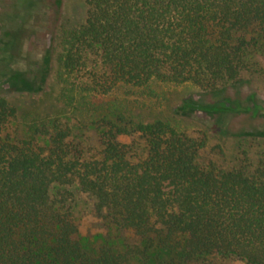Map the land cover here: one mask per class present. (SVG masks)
Segmentation results:
<instances>
[{
  "label": "trees",
  "instance_id": "1",
  "mask_svg": "<svg viewBox=\"0 0 264 264\" xmlns=\"http://www.w3.org/2000/svg\"><path fill=\"white\" fill-rule=\"evenodd\" d=\"M82 1V24L59 26L56 78L64 106L101 130V150L88 157L56 117L38 119L17 138L7 95L32 92L49 70L0 67V264H264V141L256 162L247 151L232 169L200 161L210 131L264 140V125L231 127L236 117L264 112L237 97L249 74L264 77V0ZM56 3L60 9L64 1ZM25 26L3 33L1 53L15 42L24 49ZM185 84L206 98L175 109L182 118L206 116L209 128L195 136L139 119L123 99ZM122 137L144 139L143 154ZM78 194L135 243L124 252L85 247Z\"/></svg>",
  "mask_w": 264,
  "mask_h": 264
},
{
  "label": "rangeland",
  "instance_id": "2",
  "mask_svg": "<svg viewBox=\"0 0 264 264\" xmlns=\"http://www.w3.org/2000/svg\"><path fill=\"white\" fill-rule=\"evenodd\" d=\"M57 1L0 0V45L4 32L10 31L11 28L16 29L19 23L26 24L23 37L24 49L22 42L21 45L15 42L14 46L7 48L8 51L0 52L1 72L8 74L13 70L26 71L28 67L34 69L35 64L46 66L49 70L46 82L32 86V92L11 91L7 95L10 103L17 110V121L11 132L19 139L24 138L28 127L38 119L56 117L71 128L73 138L82 144L90 157L101 150V130L87 116L75 114L64 106L59 99V85L56 78L57 60L60 53L59 26L70 29L81 25L85 18L86 6L82 0H63L64 4L59 9ZM19 45L21 51L17 52ZM12 52L15 56L9 58V54ZM35 73L41 74L40 70ZM248 80V85L241 90L237 97H240L250 107L257 105L264 107V77L249 74ZM153 92L154 95L151 96L137 95L123 98V92L117 93V96L126 99L133 115L143 121L162 119L191 136L209 128L206 116L202 113L186 118L175 113V109L189 99L205 101L206 98L198 87L192 84L158 85L153 87ZM230 93L231 95L236 94L234 90H231ZM246 125L253 128L262 127L264 112L259 113L255 118L236 117L232 121L231 127L235 131ZM209 139L208 147L200 153V161L213 160L223 169H232L240 165L243 151L248 152L251 162H256L263 149L264 141L262 139L228 137L211 131ZM120 141L125 144L133 142L135 154L138 156L143 154L144 139L122 137ZM74 210L79 230L78 236L85 247L91 250L109 247L124 252L135 243L128 233L119 231L96 216L94 201L91 198L78 194ZM214 264L244 263L216 259Z\"/></svg>",
  "mask_w": 264,
  "mask_h": 264
}]
</instances>
